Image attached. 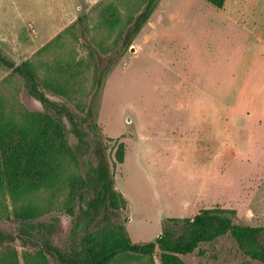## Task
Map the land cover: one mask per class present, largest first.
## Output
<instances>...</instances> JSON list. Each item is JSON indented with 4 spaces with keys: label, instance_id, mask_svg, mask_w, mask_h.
Returning <instances> with one entry per match:
<instances>
[{
    "label": "rangeland",
    "instance_id": "rangeland-1",
    "mask_svg": "<svg viewBox=\"0 0 264 264\" xmlns=\"http://www.w3.org/2000/svg\"><path fill=\"white\" fill-rule=\"evenodd\" d=\"M225 2L219 9L206 0H158L96 92L90 48L107 56L119 46L126 28L120 6L110 0H0V48L17 63L31 60L83 129L108 145L114 188L125 200L110 221L128 237L96 227L86 234L83 222L74 226L64 214L60 205L92 173V152H77L69 126L54 125L22 80L3 81L9 72L0 69L2 110L30 114L35 121L26 127L41 132L49 148L43 172L34 168L11 193L2 183L0 230L13 240L0 247V264H24L25 253H36L20 241L25 222L32 239L93 258L126 239L154 241L166 223L172 226L170 219L212 208L233 211L236 231L262 228L257 240H245L244 250L264 252V0H254V9L246 4L244 14L236 0ZM120 4L133 17L143 6L141 0ZM65 28L60 46L35 57ZM89 107L94 125L84 121ZM30 205L40 211L31 212ZM24 207L28 220L17 218ZM53 219L55 233L32 227ZM244 250L227 233L180 258L186 264H264ZM153 261L160 264L158 252ZM49 263L57 264L51 257Z\"/></svg>",
    "mask_w": 264,
    "mask_h": 264
},
{
    "label": "trees",
    "instance_id": "trees-1",
    "mask_svg": "<svg viewBox=\"0 0 264 264\" xmlns=\"http://www.w3.org/2000/svg\"><path fill=\"white\" fill-rule=\"evenodd\" d=\"M110 1L115 2V7L120 6L122 18L126 20V28L119 46L109 55L101 56L94 48H90L91 54L95 58L93 85L96 92L100 89L102 80L111 65L130 46L134 37L147 23L158 2V0H141L143 6L138 11V14L133 17L134 12L131 13L124 8V5L120 4L121 0ZM206 1L219 9H222L225 3V0ZM82 19L83 17L79 16L76 22L79 24ZM65 30L66 28L41 47L35 53V57L48 50L53 51L60 46ZM0 69L9 72L3 81L7 78L22 80L28 93L46 112L51 114L45 112L46 118L54 122V125L64 129L65 125L69 126L70 133L79 143L76 146L77 152L80 149H90L92 152L95 160L92 173L86 176L84 184L73 198L60 205L64 214L71 218L74 226H78L83 222L82 228L86 234L91 233V228L96 227L98 229L95 231L99 233L106 230H114L126 235L123 226L112 224L110 221L113 211L124 208L125 200L114 188L112 171L107 159L108 145L97 135H90L89 132L83 129L78 116L70 110L65 102L58 98V94L49 87V82L37 74L35 65L31 60L17 63L0 48ZM2 109L3 107L0 104V195L3 188L2 183L6 184L7 189L11 193V190L18 188L19 183L26 179L34 168H38L39 171L43 172V168L46 165V157L49 153L44 135L34 130V128L26 127L35 121L30 114L23 115L22 113L21 116H18L12 110L6 113ZM16 117L20 119H16ZM84 121L91 122L94 125L93 112L90 107L87 110ZM16 128V134L20 137L17 136L15 138L11 133H14ZM118 147L121 150L118 153L117 160L119 163H123L125 155L123 143H119ZM44 179H46V176ZM49 203H45L46 207L44 210H48L52 206ZM28 210L31 212L38 210L39 212L40 207L31 206ZM26 213V207L16 210L17 218L20 220H28ZM233 218V211L218 208L200 209L192 217L170 219L168 222L172 223V226L166 223L164 229L154 241L136 244L126 239L119 247L93 258L81 257L74 250H70L68 254H65L50 242H39L32 239L30 233H27L26 222L23 223V228L19 229L20 233L26 234V236L19 237L23 246L29 245L36 249L34 255L24 254V264H50L49 257L54 259L57 264H126L124 261L129 258L139 264H155L153 255L156 252L159 254L160 264H186L180 256L189 255L200 244L211 242L227 233L232 234L242 250H244L245 240L255 241L258 239L262 228L236 231ZM56 222V219L46 223L37 222L32 227L38 229L40 233H55L58 231ZM100 223L102 226L98 227ZM12 240L11 236L4 234L0 230V247L3 243L11 242ZM245 252L252 258L264 262L263 251ZM117 260L120 262L116 263Z\"/></svg>",
    "mask_w": 264,
    "mask_h": 264
},
{
    "label": "crops",
    "instance_id": "crops-1",
    "mask_svg": "<svg viewBox=\"0 0 264 264\" xmlns=\"http://www.w3.org/2000/svg\"><path fill=\"white\" fill-rule=\"evenodd\" d=\"M225 1H227V0H225ZM236 3L239 4L238 10H237V12L239 14H244V12L246 10L245 6L247 7L246 4L250 5V6H248V8L254 9V6H253L254 0H236ZM224 5H226V2L224 3Z\"/></svg>",
    "mask_w": 264,
    "mask_h": 264
}]
</instances>
